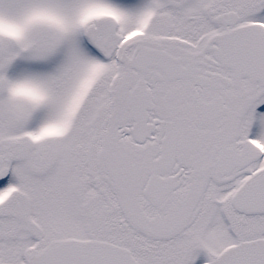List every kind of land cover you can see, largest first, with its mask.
Masks as SVG:
<instances>
[{
    "label": "snow or ice",
    "instance_id": "obj_1",
    "mask_svg": "<svg viewBox=\"0 0 264 264\" xmlns=\"http://www.w3.org/2000/svg\"><path fill=\"white\" fill-rule=\"evenodd\" d=\"M0 264H264V0H0Z\"/></svg>",
    "mask_w": 264,
    "mask_h": 264
}]
</instances>
